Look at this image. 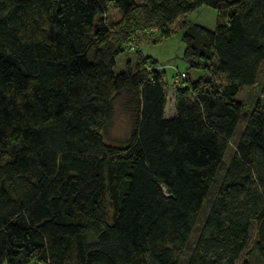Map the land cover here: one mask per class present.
<instances>
[{
    "label": "trees",
    "instance_id": "obj_1",
    "mask_svg": "<svg viewBox=\"0 0 264 264\" xmlns=\"http://www.w3.org/2000/svg\"><path fill=\"white\" fill-rule=\"evenodd\" d=\"M201 6L214 29L179 30L202 76L166 116L139 42ZM257 83L264 0H0V264H264V102L236 98Z\"/></svg>",
    "mask_w": 264,
    "mask_h": 264
},
{
    "label": "rangeland",
    "instance_id": "obj_2",
    "mask_svg": "<svg viewBox=\"0 0 264 264\" xmlns=\"http://www.w3.org/2000/svg\"><path fill=\"white\" fill-rule=\"evenodd\" d=\"M136 1L138 3L144 2V0ZM108 18H110L111 21H116L119 19V14L115 9L110 8L108 11ZM183 20L213 30L216 25V11L207 6H201L192 13L180 17L173 25L170 37H160L159 33L155 32L156 30L152 31L154 33L148 31L146 33L147 36L140 40L138 46L141 55L155 60L159 70L164 73V78L168 83L166 89V116H170L173 112V86H177V84L174 83V80L178 78L177 74L187 72L190 80H195L199 76H202L200 71L190 68L182 58L183 44L181 42V36L183 31L179 30V26ZM135 59V50L124 51L115 60L114 72L118 73L124 70L127 60L134 64ZM236 98L249 110H251L257 102L259 104L264 102V96L260 92L259 83L251 88H243L237 94ZM130 127V115L119 102L115 105V115L107 131V142L116 145L123 144L128 138Z\"/></svg>",
    "mask_w": 264,
    "mask_h": 264
},
{
    "label": "built area",
    "instance_id": "obj_3",
    "mask_svg": "<svg viewBox=\"0 0 264 264\" xmlns=\"http://www.w3.org/2000/svg\"><path fill=\"white\" fill-rule=\"evenodd\" d=\"M185 78V73H181L178 75V78L174 80V83L179 85V83L181 82L182 79Z\"/></svg>",
    "mask_w": 264,
    "mask_h": 264
}]
</instances>
